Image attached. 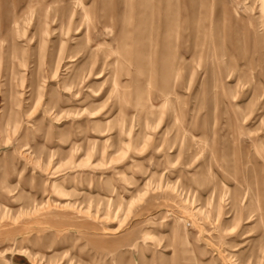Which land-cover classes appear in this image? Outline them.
<instances>
[{
	"label": "rangeland",
	"instance_id": "rangeland-1",
	"mask_svg": "<svg viewBox=\"0 0 264 264\" xmlns=\"http://www.w3.org/2000/svg\"><path fill=\"white\" fill-rule=\"evenodd\" d=\"M258 0H0V264H264Z\"/></svg>",
	"mask_w": 264,
	"mask_h": 264
},
{
	"label": "bare ground",
	"instance_id": "bare-ground-1",
	"mask_svg": "<svg viewBox=\"0 0 264 264\" xmlns=\"http://www.w3.org/2000/svg\"><path fill=\"white\" fill-rule=\"evenodd\" d=\"M258 9L262 13L263 20H262V25L264 26V0H258Z\"/></svg>",
	"mask_w": 264,
	"mask_h": 264
}]
</instances>
